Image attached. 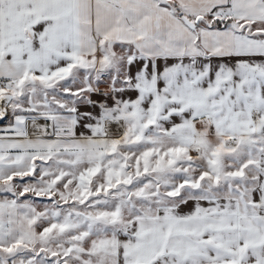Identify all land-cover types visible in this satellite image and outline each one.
<instances>
[{"label":"snow or ice","instance_id":"1","mask_svg":"<svg viewBox=\"0 0 264 264\" xmlns=\"http://www.w3.org/2000/svg\"><path fill=\"white\" fill-rule=\"evenodd\" d=\"M0 264H264V0H0Z\"/></svg>","mask_w":264,"mask_h":264}]
</instances>
